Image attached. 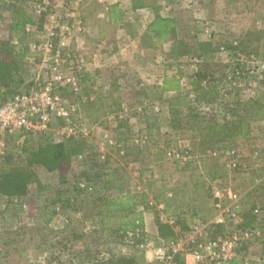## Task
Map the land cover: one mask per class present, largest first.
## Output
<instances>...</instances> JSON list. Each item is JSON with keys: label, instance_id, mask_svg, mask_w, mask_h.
<instances>
[{"label": "rangeland", "instance_id": "rangeland-1", "mask_svg": "<svg viewBox=\"0 0 264 264\" xmlns=\"http://www.w3.org/2000/svg\"><path fill=\"white\" fill-rule=\"evenodd\" d=\"M113 1L117 2L119 0H109L108 3ZM120 1L128 11L127 19L135 18L129 10L131 0ZM198 4L199 7L196 8L184 0H178L165 9L164 14L175 17L180 37L185 36L187 32L197 31L202 40L212 39L215 47L224 45L230 51L229 55L222 54L219 53L218 48L214 51V56L207 61L209 64L206 67L213 70L214 73L211 80L221 82L227 78L229 72L238 64L235 60V53H241L250 60L249 63L241 65L245 72L244 77L236 79L237 82L240 81L241 86L231 90L228 81L226 96L220 95L212 87L204 88L200 86L196 89L199 101L207 103L220 101L221 111L205 115L198 107L191 105L186 92L189 87H193L196 56L187 55L178 59L167 57V53L174 46V43H167L156 51H141L136 39H133L127 33V30L118 29L117 36L119 39L116 40L117 42H111L102 48L101 41L95 37V33L103 25L102 18L105 16L106 10L105 7L100 5L93 8V5H95L93 4V10L86 13V23L87 26H90V29H88L92 31L87 36V43H92L85 48L91 54L98 53L102 56V59H109L110 64L98 69L122 67L129 78L120 84L121 87L117 91L86 113L89 123L95 126V137L87 141L94 146L95 153H97L96 150L101 142L103 131L111 129L106 122V117L109 113L119 109H115L117 107L114 103L115 98H122L121 105L123 103H139L142 100L157 104L160 108L158 114L153 113L152 109L148 108L146 113L137 121L123 123V126L115 130L119 139H121L119 133L123 131L121 135L126 136V140H121L125 144L126 142L135 144L134 141L129 139V135L134 130H146L147 132L150 130L151 132L148 133L153 145L139 146L141 149L131 148L128 157L120 156L113 149L107 148L110 152L108 155L124 170V172H118L119 181L112 193L118 195L121 192L118 187L123 186L124 183L132 184L136 192L135 181L140 180L150 189L149 196L154 197L153 194L156 193L158 196L164 197L165 209L163 214L166 218L175 217L179 219V214H181L184 217L186 216L190 220L189 224H191L193 221H191L192 212L197 213V211H200L199 215H203V213L208 215L209 220L207 219V221H210L214 216H211L213 211L210 197H207L205 182L212 176L223 175L227 182L242 194L244 201L262 207V215H264V168H257V160L252 156L254 149L262 151L261 155L264 154V0H198ZM150 12L153 13L151 9ZM139 17L144 20L146 16L145 14H139ZM207 25L210 26L212 31L211 38L203 31ZM143 29L140 26L135 27V30L140 33ZM245 33L250 34L251 40L247 42V47L241 46L238 51H235L232 48L233 42L238 41L239 43L240 37H243ZM6 34L5 25L1 27L0 24V36ZM124 43L127 46L122 50L121 46ZM115 53L120 54L118 61L113 58ZM34 73L32 67L29 71L30 79L34 76ZM173 73H178L181 76L184 85L180 86L178 90H174L173 93L168 92L161 95L156 87L162 85L161 83L166 74ZM111 84L112 77L107 78V76H104L101 81L103 89L106 86L109 92ZM134 88L147 89L145 90L146 97L139 100L136 93H134ZM238 106L239 108L246 106V115L248 114L247 109H252L250 110V124L246 130L248 137L245 140L234 139L232 143L227 144L228 146L241 148L243 165L238 171L230 174L220 159L213 158L210 155V151L205 153L196 151L195 159L188 165L168 161L165 156L160 155V151L176 147L180 142L191 145L193 141L195 149H198L201 135L207 130L202 129L204 125L201 120L187 123L186 118L188 115L222 124L224 118L233 116L232 107L236 108ZM147 114L151 117L147 118ZM146 125L152 127L148 130V128H144ZM61 127L62 125L59 122L52 125L50 135L56 141L60 138L57 132ZM95 157L98 161L97 155ZM136 157H138L137 160ZM98 165L97 168L101 167V170L104 171L105 167ZM87 166L88 162L85 159L79 162L74 160L71 171L66 175L67 181L63 184L59 183L58 174H51L41 167L37 168L43 189H38L37 185L31 186L29 196L23 198L27 209H22L18 203H14L15 207L8 208L5 199L0 196V264H75L78 262V258H74L70 262V258H73V256L69 257L67 250H64L62 245L64 241L68 240L67 237H71L73 230L81 233L86 226L81 211L72 209V206L63 208V212L70 218L69 226L71 225V227L67 229L66 226L55 231L51 230V227H53L52 221L55 217L54 214L51 218V212L52 210L55 211L56 205L54 208L50 205L45 210H42L41 207L49 197V193L61 189V186L65 190L68 189L65 194L66 197L69 199L74 197L78 193L74 188L79 181H77V178L84 171L87 172ZM99 175V178L94 181L87 191V205H91L92 200L98 199L101 194L100 189L105 181L101 178V174ZM171 192L173 197H168L167 195ZM77 203V205L80 204L79 201ZM149 210H151V217L147 218L146 223L149 230L146 229V232L148 237L153 238L155 236L151 227L154 226V221L157 218L160 221L161 219L160 212L156 209H147L144 213ZM19 218L30 226L18 229L19 233L17 234L13 231L16 228V220ZM113 222L120 221L114 220ZM256 226L264 231V225ZM99 234V232L96 233V235ZM7 240L10 241V244L6 247L5 241ZM89 240L86 239V241ZM102 240H99L97 244H100ZM79 243L76 242L75 245ZM126 245L124 240V244L116 249V253L130 255ZM131 255L142 257L141 264H158L155 260L154 262L148 260L152 258L151 255L146 258L144 253H139L137 250L132 252ZM248 256L253 259V263L264 257V243L254 241L252 247L248 248Z\"/></svg>", "mask_w": 264, "mask_h": 264}, {"label": "trees", "instance_id": "trees-1", "mask_svg": "<svg viewBox=\"0 0 264 264\" xmlns=\"http://www.w3.org/2000/svg\"><path fill=\"white\" fill-rule=\"evenodd\" d=\"M176 1L178 0H131L129 10L135 16L133 19H127L128 11L119 3L106 5L105 16L102 18L103 25L97 29L95 37L100 41H105L107 44L111 42L116 43V40L119 39L117 36L118 29L127 30V33L133 39H136L141 51H156L164 47L167 43H174V46L168 51L167 57L178 59L182 56L190 55L200 59L194 64L196 71L193 74L194 79L192 81L193 88L197 91V88L203 86V80H211L213 77V70H210L206 66L209 64L207 61L210 57L214 56V51L218 50L219 46L215 47L212 39L202 40L197 31L187 32L183 37L179 36L175 17L170 14H164V10ZM82 5L81 16L86 21V13L89 10H93L92 5L93 8H96L100 4L96 0H87ZM145 8H150L154 16L146 23V28L140 33L135 30V27H142L144 24L139 17V11ZM0 24L1 27L5 25V31L7 32L6 35L0 36L1 102L14 96L21 89L31 86L32 78H29V71L33 67V63L31 61L29 44L36 40L37 36L44 31L45 22L44 19L35 15L34 0H0ZM250 40V34L245 33L239 39L238 49L241 46H246ZM104 76H107V78L112 77L111 90L109 92L106 86L103 89L101 85ZM128 78L129 75L124 72V69L122 70V67L97 69L93 73L84 74L81 78L82 94H94L96 96L94 101H88L82 104V110L85 116L87 112L91 111V108L103 102L113 92L117 91L121 87L120 84ZM180 79L181 76L178 73L166 74L162 85L156 88H158L161 95L178 90L180 88ZM136 89L134 88L133 90H135L134 93H136L138 99H144L146 97L145 90L147 89ZM121 101L122 98H115L114 103L117 105L115 109L120 108ZM232 108L233 116L224 118L225 120L222 124L212 122V120L205 121L192 115L187 116V123L201 120L204 125L202 129L207 130L201 135L199 150L195 149L192 141L191 149L195 155L196 151L205 153L207 151L218 150L221 147L228 146L227 144L232 143L234 139L245 140L248 137L246 130L250 124V110L252 109H247L248 114L246 115V106ZM147 115V118H149L152 113L151 115ZM86 118L89 121L87 116ZM57 122L63 125V121ZM151 127L146 125L144 128H148L149 130ZM50 132L51 130L37 134L15 132L8 136L6 153L0 155V196L5 199L6 205L9 208L15 207V198L28 197L32 185H37L40 190L43 189L37 173V168L39 167L44 168L48 172L57 173L59 175L57 177L59 183H65L67 181L66 175L71 171L75 157L82 153L88 162V169L87 172L84 171L78 176L77 181L85 179L90 188L94 181L99 178V174H101V178L105 182L100 189L101 194L98 196V199L92 200L91 205H87L88 201L86 198L88 192H86L84 199L79 201V205H77L78 203L71 204L70 199L65 196L68 189L66 188L65 190L61 186V189L49 193V197H47L41 207L42 210H45L50 205L54 208L55 205L57 206L59 204L62 209L72 206V209H79L81 211L86 226L81 233L73 230L71 237H67L68 240L64 241L62 245V248L67 250L68 256H73V258H70V262L74 258H78L79 260L75 264H141L142 257L138 255H119L116 253V249L124 244V232L126 230H132L137 227L143 228L145 230V239L153 241L156 245L161 244V241H166L176 236V231L172 225L161 222L157 218L158 236L153 238L148 237L144 224V211L149 209L148 196L145 193H136L132 184L124 183L123 186H119L118 189L121 192L118 195L112 193V190L117 186V182L119 181L118 172H124V170L117 165L111 156L108 155L105 163L102 165L99 161H96L94 146L86 139L70 137L63 141H56L51 137ZM122 132L120 131L119 133L120 137L126 140V136L121 135ZM148 132L151 131L149 130ZM126 144V154L124 157L129 156L131 148L141 149L139 145L127 142ZM160 155L162 157L164 156L163 150L160 151ZM137 158L135 159L137 160ZM98 164L105 167L106 171L102 172L101 167L97 168L99 166ZM257 168H264V154L257 161ZM213 181H226V178L223 175H215L208 178L205 182L207 197H210V202H212L211 207L213 213L211 216H214L215 210L213 208L209 182ZM74 188L78 193L81 192L78 189V185H75ZM153 196L157 202H165L164 197L158 196L156 193ZM257 207L263 210L260 206H255L254 204H250L249 201H244L241 227L246 228L264 225V215L261 214V216H258L254 213V209ZM199 212H192L191 221L195 218L209 220L208 215H204V213L203 215H199ZM54 214L55 211L52 210L51 218ZM179 215V224L183 229L188 228L190 220L186 216ZM22 220L20 218L16 220V228L13 232L18 234V229L20 230L24 226H30L25 221L22 222ZM114 220L120 222L115 223L113 222ZM69 227L71 225H68L67 229ZM222 228L221 225L216 226L218 232H222ZM52 229L55 231L58 230L54 227H51ZM97 232L100 234L96 235ZM86 239L90 240L86 241ZM101 239H103L101 243L97 244ZM76 242L80 243L75 245ZM9 244L10 241H5L6 247ZM179 264H182V262Z\"/></svg>", "mask_w": 264, "mask_h": 264}, {"label": "built area", "instance_id": "built-area-1", "mask_svg": "<svg viewBox=\"0 0 264 264\" xmlns=\"http://www.w3.org/2000/svg\"><path fill=\"white\" fill-rule=\"evenodd\" d=\"M85 1L87 0H34L35 15L44 19L45 22L44 31L29 44L35 73L29 88L21 89L14 96L0 102V155L6 153L9 135L15 132L35 134L48 132L57 121H63L62 127L57 132L60 137L58 141L70 137L86 140H92L95 137V126L86 118L82 104L94 101L96 96L82 94L81 78L84 74L93 73L110 63L109 59H102L98 53L91 54L83 45L88 32L87 23L81 16L82 3ZM96 1L105 5L109 0ZM184 1L192 7H199L198 0ZM146 26V23L142 25L143 28ZM203 31L209 38L212 37L209 25L205 26ZM126 46L127 44L124 43L121 49L124 50ZM238 47V41H234L232 48L238 51ZM219 53L229 55L230 51L222 45L219 47ZM235 56L238 64L224 81L205 79L202 85L205 88L212 87L220 95L225 96L228 86L231 90L240 87V81L237 82L236 79H242L245 75L241 65L249 63L250 60L238 52ZM113 58L118 61L120 54H113ZM199 60L195 57V62ZM228 81L230 84L227 86ZM183 85L184 81L181 78L180 86ZM186 93L191 105L198 107L205 115L220 112L222 109L220 101L213 103L199 101L198 93L193 87H189ZM148 108L155 114L160 112L157 104L142 100L139 103H123L118 110L107 115L106 122L111 129L103 131L101 142L96 150L100 164L105 163L110 153L107 148L113 149L120 156H125L126 144L119 139L115 130H118L123 123L137 121ZM129 139L139 146L153 145L146 130H134L129 135ZM163 151L166 160L181 164H188L196 157L191 145L186 142H180L176 147ZM261 152L254 149L252 152L254 159L258 161L262 156ZM210 155L220 159L230 174L238 171L243 165V155L238 146H224L210 151ZM84 159V155L80 153L74 160L79 162ZM77 185L81 192L70 199L71 204L83 200L89 189L85 179H81ZM209 185L215 210L213 219L207 221L195 218L184 230L178 219L165 217L163 214L165 203H159L154 197L149 196L150 189L140 180H136V192L145 193L148 196L149 209L158 210L161 221L172 225L176 236L156 245L153 241L145 239L143 228L126 230L124 233L129 254L137 250L139 253H144L147 258L148 252L152 250L155 252V261L158 264H179L180 262L182 264H253V259L248 256V248L252 247L254 241L264 243V231L257 226L241 227L243 196L227 180L209 182ZM167 196L173 197V193ZM14 202L18 203L22 209H27L23 198H15ZM254 213L261 216L262 210L257 207ZM69 224L70 218L58 204L55 207L52 226L63 229ZM217 225L223 227L222 232H218ZM256 263L264 264V257L257 259Z\"/></svg>", "mask_w": 264, "mask_h": 264}, {"label": "crops", "instance_id": "crops-1", "mask_svg": "<svg viewBox=\"0 0 264 264\" xmlns=\"http://www.w3.org/2000/svg\"><path fill=\"white\" fill-rule=\"evenodd\" d=\"M121 2V3H120ZM99 3V2H98ZM113 3H119L121 6L123 5V3H122V1H113L112 3H108V5L109 4H113ZM100 5H102L103 7H105L106 5H104V4H102V3H99ZM123 7V6H122ZM139 14L140 15H142V14H145V16L146 17H144V20L143 21H145V22H149L152 18H153V16H154V14L152 13V12H150V8H145V9H141L140 11H139ZM88 28L90 29V26L88 25ZM88 29V33H87V35H86V38H85V41H84V43H83V45H84V47H87V45H90V43H92V42H90V43H87L88 42V38H87V36L90 34V32H92L91 30H89ZM101 43V47L102 48H104V46L107 44L105 41H101L100 42ZM49 173H51V174H57V173H54V172H49ZM211 205H212V202H211ZM151 217V210H149V211H146L145 213H144V224H145V228L147 229V230H149L148 229V225H147V218H150ZM154 226L153 227H151L152 228V231H153V234H154V236L156 237V236H158V228H157V224H156V220L154 221V224H153ZM187 229V228H186ZM186 229H184V230H186ZM149 255H151L152 256V258L151 259H148L150 262H154V260H155V252L154 251H149L148 252V256Z\"/></svg>", "mask_w": 264, "mask_h": 264}]
</instances>
